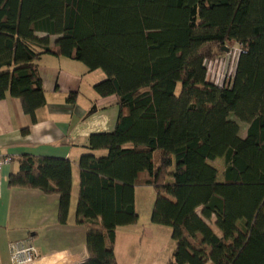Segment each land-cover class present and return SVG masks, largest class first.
Returning a JSON list of instances; mask_svg holds the SVG:
<instances>
[{
    "label": "trees",
    "instance_id": "16d2710c",
    "mask_svg": "<svg viewBox=\"0 0 264 264\" xmlns=\"http://www.w3.org/2000/svg\"><path fill=\"white\" fill-rule=\"evenodd\" d=\"M229 43L243 52L220 87L204 61ZM44 54L104 70L94 89L119 105L115 129L92 134L79 159L76 221L90 254L81 264H117L116 229L139 219L137 185L156 192L151 221L172 228L166 264H264V0H0V99L19 98L33 121L47 101ZM17 163L10 187L58 194L67 223L72 161Z\"/></svg>",
    "mask_w": 264,
    "mask_h": 264
},
{
    "label": "crops",
    "instance_id": "0c3cea01",
    "mask_svg": "<svg viewBox=\"0 0 264 264\" xmlns=\"http://www.w3.org/2000/svg\"><path fill=\"white\" fill-rule=\"evenodd\" d=\"M55 38L52 36V41ZM39 64L47 101L37 110L36 121L24 111L19 98L8 95L0 99V155L12 158L1 167L0 264H12L10 244L27 237L32 238L40 256L32 264H81L90 254L86 244L87 229L76 221L79 159L91 151L89 138L92 134L115 129L119 105L116 98L100 97L94 89L97 82L106 78L104 70L91 71L81 61L51 54H44ZM72 92L76 93V98L70 102L67 97ZM93 152L100 156L108 151ZM24 154L72 161V195L67 223L59 222L58 194L10 187L9 175L17 170V158ZM154 197L156 192L152 186L135 187L139 219L116 229L117 264L141 261L148 264L158 255H164L167 262L173 259L176 242L172 238V228L151 221ZM142 207L146 208L144 213Z\"/></svg>",
    "mask_w": 264,
    "mask_h": 264
},
{
    "label": "built area",
    "instance_id": "2783aa9c",
    "mask_svg": "<svg viewBox=\"0 0 264 264\" xmlns=\"http://www.w3.org/2000/svg\"><path fill=\"white\" fill-rule=\"evenodd\" d=\"M243 52V45L241 43H236L234 47L229 50L227 54V58L225 59V63L222 58L215 59H206L204 61V65L206 67V79L220 87H228L231 85L225 84V77L221 78L220 73L215 72L217 65L227 64L228 59H230L232 55V60L235 62L234 73L232 75V80L235 75L237 63L240 54ZM12 158L9 156H1L0 155V198L2 196V175H1V167L4 163L11 162ZM11 251V261L12 264H32L39 259V253L34 245L32 238L27 237L21 240L14 241L10 244Z\"/></svg>",
    "mask_w": 264,
    "mask_h": 264
},
{
    "label": "rangeland",
    "instance_id": "374dc122",
    "mask_svg": "<svg viewBox=\"0 0 264 264\" xmlns=\"http://www.w3.org/2000/svg\"><path fill=\"white\" fill-rule=\"evenodd\" d=\"M236 44H232V43H229L226 45V47H228L229 49L226 51V50H222V48L218 47L216 49V54L214 57L212 58H209V59H215V58H222L223 57V61L225 63V59L227 58V54L229 53V50L234 47ZM226 49V48H225ZM225 51V53H224ZM232 58V55L230 57V59H228L227 61V64H223V65H217L216 66V69H215V72H218L220 73V76L221 78L225 77V84H229L231 83L232 81V75L234 73V68H235V62H233V60L231 59ZM180 84L178 85V88H177V92L179 93L180 91ZM240 126H241V135L242 136H245L246 135V131H247V124L244 123V122H240ZM210 163L217 169V172H218V179L220 181H223L224 180V169H225V159L224 158H218L214 161H210ZM155 198V197H154ZM154 200V199H153ZM138 201L140 202V197H138ZM141 202H143V198L141 200ZM148 205V203H146ZM142 212L144 213L146 208L145 207H142ZM209 223L211 224V226L215 229V232L217 234H220L221 235V231L220 229L215 225L214 221L213 220H210ZM167 227H170V226H167ZM157 247L159 248L160 246L158 245V243L156 244ZM163 262H167V259L166 257H164V255H158L156 257V259H153L150 263L148 264H162ZM137 264V263H135ZM138 264H146L144 263L143 261L139 262Z\"/></svg>",
    "mask_w": 264,
    "mask_h": 264
},
{
    "label": "water",
    "instance_id": "95a60500",
    "mask_svg": "<svg viewBox=\"0 0 264 264\" xmlns=\"http://www.w3.org/2000/svg\"><path fill=\"white\" fill-rule=\"evenodd\" d=\"M225 48H226V49H225L226 51L229 49L228 47H225Z\"/></svg>",
    "mask_w": 264,
    "mask_h": 264
}]
</instances>
